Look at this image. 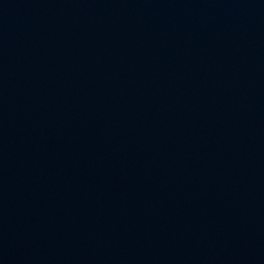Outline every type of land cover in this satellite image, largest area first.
I'll list each match as a JSON object with an SVG mask.
<instances>
[{
	"label": "water",
	"instance_id": "water-1",
	"mask_svg": "<svg viewBox=\"0 0 264 264\" xmlns=\"http://www.w3.org/2000/svg\"><path fill=\"white\" fill-rule=\"evenodd\" d=\"M0 264H264V0H0Z\"/></svg>",
	"mask_w": 264,
	"mask_h": 264
}]
</instances>
